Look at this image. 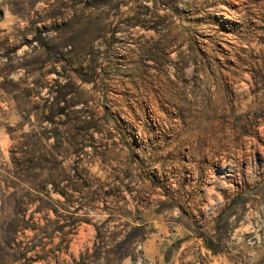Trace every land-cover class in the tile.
Returning <instances> with one entry per match:
<instances>
[{
  "label": "rangeland",
  "instance_id": "rangeland-1",
  "mask_svg": "<svg viewBox=\"0 0 264 264\" xmlns=\"http://www.w3.org/2000/svg\"><path fill=\"white\" fill-rule=\"evenodd\" d=\"M0 12V264H264V0Z\"/></svg>",
  "mask_w": 264,
  "mask_h": 264
},
{
  "label": "trees",
  "instance_id": "trees-1",
  "mask_svg": "<svg viewBox=\"0 0 264 264\" xmlns=\"http://www.w3.org/2000/svg\"><path fill=\"white\" fill-rule=\"evenodd\" d=\"M1 15H2V13L0 12V16H1ZM208 246H209V248H211V249L214 248V247H213V244H212L211 242L209 243ZM90 257H91L92 259H96V260H99V259H100L98 254H97V255H92V256H90Z\"/></svg>",
  "mask_w": 264,
  "mask_h": 264
}]
</instances>
